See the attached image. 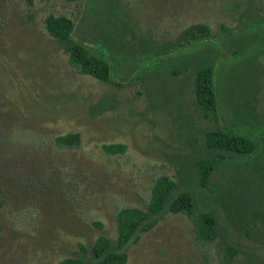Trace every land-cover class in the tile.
I'll use <instances>...</instances> for the list:
<instances>
[{
  "label": "rangeland",
  "instance_id": "1",
  "mask_svg": "<svg viewBox=\"0 0 264 264\" xmlns=\"http://www.w3.org/2000/svg\"><path fill=\"white\" fill-rule=\"evenodd\" d=\"M50 14L73 20L74 39L111 65L109 81L69 63L46 30ZM199 23L210 37L177 46ZM219 48L212 122L184 67ZM246 111L256 124H244ZM215 125L256 150L213 163L201 186L197 161ZM69 132L78 145L56 142ZM112 143L125 151L103 149ZM163 175L173 195L189 191L196 212L216 216V237L203 243L186 215L163 212L125 246V264H264V0H0V264L85 258L80 245L114 241L117 211L145 209Z\"/></svg>",
  "mask_w": 264,
  "mask_h": 264
},
{
  "label": "trees",
  "instance_id": "2",
  "mask_svg": "<svg viewBox=\"0 0 264 264\" xmlns=\"http://www.w3.org/2000/svg\"><path fill=\"white\" fill-rule=\"evenodd\" d=\"M47 32L53 36L68 54L69 63L79 72L109 81L111 78V65L102 56L92 53L83 43L74 39L72 32L74 22L66 15H48L45 18ZM106 32L102 38L107 41L111 34ZM210 37V29L206 24H192L180 34L177 46L189 45L205 41ZM222 49L211 51L192 65L184 69L193 72L194 104L202 118L217 122L218 97L215 80L216 59ZM192 66V67H191ZM253 110V107H252ZM255 115V114H253ZM245 112L248 117L244 124H256L257 117ZM58 144L76 146L79 144L78 133L69 132L55 138ZM205 149L209 151L208 157L197 161L198 181L201 186L207 184L213 163L220 159L232 156H247L255 152L256 143L245 135L233 133L225 127L215 125L205 133ZM103 149L110 153H122L126 145L122 143L103 144ZM176 183L167 175L159 177L152 188L151 197L145 209L140 207H123L116 213L117 235L114 241L105 235L98 236L90 249L80 245L86 255L81 257H68L56 264H125L128 258L125 246L137 242L141 235L152 229L163 212L181 213L192 221L197 239L203 243L212 242L217 234L218 222L216 216L210 211L196 212L194 196L189 191H182L173 195ZM99 225V224H98Z\"/></svg>",
  "mask_w": 264,
  "mask_h": 264
}]
</instances>
